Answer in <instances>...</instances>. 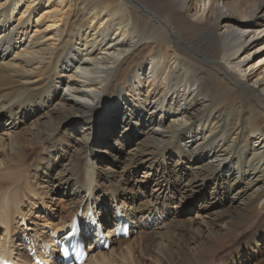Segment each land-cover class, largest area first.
Instances as JSON below:
<instances>
[{
  "label": "bare ground",
  "instance_id": "1",
  "mask_svg": "<svg viewBox=\"0 0 264 264\" xmlns=\"http://www.w3.org/2000/svg\"><path fill=\"white\" fill-rule=\"evenodd\" d=\"M25 191L143 231L97 264L264 260V0H0L6 261Z\"/></svg>",
  "mask_w": 264,
  "mask_h": 264
},
{
  "label": "rangeland",
  "instance_id": "2",
  "mask_svg": "<svg viewBox=\"0 0 264 264\" xmlns=\"http://www.w3.org/2000/svg\"><path fill=\"white\" fill-rule=\"evenodd\" d=\"M108 163L109 162H105L106 165H108ZM111 167L114 168V165H111ZM33 183L34 182L32 181V184ZM36 189H38V193H39L40 192L39 188L36 187ZM28 191H25L24 192V196H25V194H26V196H25V199H23L24 202H22V205H20V208H21L20 211H21V215L22 216L13 215V218L14 219L12 218L13 220L12 219H10L11 221L9 220L10 226H9V229H8V237L10 236L9 237V241L10 242H9V245L6 244V247L9 248L10 251H15L16 250L15 251L16 252V255L10 254V256L17 257L19 259L18 261H20V260L21 261L27 260V262H28V258L25 257V252L14 247L16 245H17V247L19 246L17 244L18 241L16 239V235H17L18 230L20 228H22L21 227L22 226L21 224H24V223H21V219H22L21 217H23V219L24 218L26 219V221H27V223L29 225V228L28 227L26 228V230H28V231L30 230V227L32 229L33 228H37L40 231H43L44 228H46V227H50V228L53 229V232H54V230H57L56 229L57 227L59 228V226L61 227L64 224L67 223V221H62L61 220L62 217L64 216V214L66 213V209L67 208L66 207H63V206H66V203L65 202H62L64 200H62V198H60V195L59 196H56L55 198H53V200L51 201V203H46L45 201H44V203H38V205H39L38 208L37 209H33L31 204H32V202H34L36 200L37 197H34V196L31 197V194H29ZM59 201H60V203H59ZM45 209H48V213H49L48 215H50V217L52 219V222L51 221H48V220H46L44 218V212H45L44 210ZM184 214L185 213H183L182 216H184ZM19 220H20V222H19ZM60 223L62 225H60ZM55 225H57V227ZM2 230H3V227L2 228L0 227V242H3L4 241V237H3V234H2ZM149 232H146V233H149ZM3 233H4V231H3ZM35 233H37V235L39 237L43 236V234H44V233H42V235H41L40 232L39 233L38 232H35ZM141 233L143 234V231H140L139 233H137L135 235H132L130 237L131 238V242L130 243H131V245L133 247H136L137 244H140L141 243V240H140V234ZM112 245L113 246H111V249L110 250L113 249L114 251H116V246L114 244H112ZM18 250H19L20 254H19ZM97 253L94 254V257L97 255ZM116 253L113 254V255H111V259L113 260L114 264H123V263H126V261L123 260V259H121V258H119L116 255ZM92 256L93 255H91L90 258L87 259V261H86L85 264H97L93 260L94 257H92ZM91 259H92V261H91ZM262 260H263V258H256L255 261L253 260V263L252 264H264V260L263 261Z\"/></svg>",
  "mask_w": 264,
  "mask_h": 264
}]
</instances>
